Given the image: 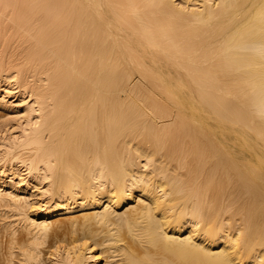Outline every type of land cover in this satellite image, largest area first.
<instances>
[{"label": "bare ground", "instance_id": "1", "mask_svg": "<svg viewBox=\"0 0 264 264\" xmlns=\"http://www.w3.org/2000/svg\"><path fill=\"white\" fill-rule=\"evenodd\" d=\"M0 264H264V0H0Z\"/></svg>", "mask_w": 264, "mask_h": 264}]
</instances>
